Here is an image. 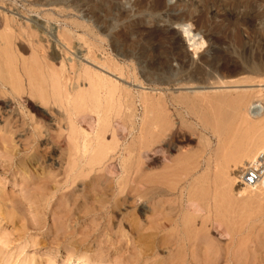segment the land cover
<instances>
[{
  "label": "rangeland",
  "instance_id": "374dc122",
  "mask_svg": "<svg viewBox=\"0 0 264 264\" xmlns=\"http://www.w3.org/2000/svg\"><path fill=\"white\" fill-rule=\"evenodd\" d=\"M152 1L0 0V264H65L66 254L98 264H264L263 197L246 200L231 195L232 212L221 220L212 209L211 216L186 210L190 192L194 199L198 195L194 206L200 201L199 205L212 207L226 189L227 167L229 171L238 167L239 162L225 161L231 147L255 141L260 133L264 137V72L250 71V64L256 62L246 56L245 63L235 53L248 45L249 57L254 50L260 52L254 42L248 43L247 22L241 21L253 18L250 25L257 31L264 21V0H161V7L151 10ZM184 29L194 35L190 41H200L195 53ZM257 36L264 43V29ZM215 37L222 39V52H233L227 65L244 69L225 78L237 82L211 85L205 77L188 82L185 78L195 67L208 71L200 56L213 55L218 48ZM262 55L264 65V47ZM46 63L62 68L75 90L88 89L89 75L106 78L116 88L114 101L104 99L98 108L88 105L78 110L71 105L69 110L49 87L35 93L23 70L41 64L49 73ZM238 91L249 98L253 95L252 107L258 106V114L249 117L248 123H241L230 106L231 98L235 101L240 96ZM218 92L222 104L216 103L220 106L215 111L212 106L218 105L210 107L209 99ZM144 94L153 106L148 105L145 117L140 102ZM127 103L133 117L125 109ZM224 107L233 113L227 123L219 118L222 110V116L226 113ZM91 110L104 118L102 157L91 151L94 140L88 152L81 149L84 136H94ZM159 110L166 113L163 119ZM73 131L79 139L75 144ZM162 174L171 175L165 179ZM145 177L169 194L155 196L154 205L136 204L138 182L149 181ZM238 185L233 189H239ZM180 200L184 205L177 212Z\"/></svg>",
  "mask_w": 264,
  "mask_h": 264
},
{
  "label": "bare ground",
  "instance_id": "6f19581e",
  "mask_svg": "<svg viewBox=\"0 0 264 264\" xmlns=\"http://www.w3.org/2000/svg\"><path fill=\"white\" fill-rule=\"evenodd\" d=\"M139 1V0H138ZM154 1V0H153ZM152 1V2H153ZM160 1L161 0H155L154 1V3L153 4H151L150 5V8H151V10H155V9H157V8H159V7H161V3H160ZM177 2V1H176ZM178 2H179V0H178ZM194 2V1H193ZM139 3V2H138ZM104 5H106V2L104 1ZM181 6V5H180ZM185 6H187V7H189V5L188 4H185ZM219 8H220V4H218L217 5ZM197 8V7H196ZM106 10H107V5L105 6V8H104V11L106 12ZM224 15H226V13L224 14ZM262 14H260V15H258L259 17L261 16ZM261 18V17H260ZM249 20H251V17H250V19ZM249 20H247L246 21V19H244V20H242L241 21V23H246L247 24V31H248V43L250 42H254L256 45H257V47H259L261 50H260V52L258 51V53H256L255 52V50H254V54H252V55H250V57H249V45H248V47H244V49H241L240 47H241V40H238V41H234V42H236V47L239 49L240 48V50L239 51H236L237 49H235V53H236V55L239 57V58H241L242 60H244V62L246 63L247 61H245V60H247V57L248 58H250V60L253 62V61H255L256 63L254 64H250V67H249V69H250V71H252V72H259V73H262V72H264V65H263V55H262V48L264 47V43H259V42H261L260 41V39H259V36H257L258 34H259V32L260 31H262L263 29H264V21H260V26L257 28V31H253V28L251 27V25H250V21ZM252 20H253V18H252ZM251 20V21H252ZM262 20V19H261ZM254 21V20H253ZM36 22V21H35ZM185 23V22H184ZM183 23V24H184ZM33 25V24H32ZM39 26V25H38ZM185 26V25H184ZM3 28H4V26H3ZM41 28V27H40ZM38 29V28H37ZM39 30V29H38ZM185 30V29H184ZM189 30V29H188ZM9 31V30H8ZM190 31H186L185 30V35H186V38H187V42H188V45H189V47H191L192 48V50H194V53H195V51L197 50V49H199V48H201V44H200V41H197V42H193V40L192 41H190L192 38H193V34L191 35L190 33H189ZM11 33V32H10ZM254 34V35H253ZM188 35H189V37H188ZM253 35V36H252ZM8 37V36H7ZM255 37H258V38H255ZM185 38V39H186ZM10 39V38H9ZM4 41V40H3ZM202 41V40H201ZM215 43H216V45L218 46V48L215 50V51H213V55L212 56H210V57H206V56H200V60H201V62L205 65V66H207V67H205V68H208V71L206 72H204V69H201L199 66L196 68H194V70H192L191 71V74L188 76V78H185V79H187V81L188 82H192V81H195V80H200V79H202V78H206V79H211V85H216V84H218V85H222V84H227L230 80H226L227 79V77H231L232 76V74H234L235 72H237V71H243L244 69H242V67H231L230 65L228 66L227 65V62L226 61H230L231 59H233L234 57H232V51H229V50H226V52H222V50H221V46H220V43H222V39L220 38V37H215ZM262 42H264V41H262ZM235 44V43H234ZM6 46V45H5ZM4 46V47H5ZM8 47H9V45H8ZM61 47H63V46H61ZM256 47V48H257ZM65 48V47H64ZM66 48H68V47H66ZM2 49V48H1ZM5 49H6V47H5ZM67 50V49H66ZM69 50H70V48H69ZM149 50V49H148ZM147 50V51H148ZM156 50V49H155ZM2 51L4 52V49H2ZM9 51V50H8ZM1 52V51H0ZM2 52V53H3ZM54 52V51H53ZM68 52V51H67ZM7 53V52H6ZM5 53V54H6ZM248 53V54H247ZM52 54V53H51ZM1 56V55H0ZM55 56V55H54ZM247 56V57H246ZM5 57V56H4ZM7 57V56H6ZM10 57V56H9ZM8 58V57H7ZM11 58V57H10ZM12 59V58H11ZM43 59V58H42ZM49 59V58H48ZM135 59V58H134ZM47 60V59H46ZM45 60V62H48V61H46ZM249 60V59H248ZM1 61V60H0ZM12 61V60H11ZM50 61V60H49ZM39 62V61H38ZM38 62H36L37 64H38ZM249 62V61H248ZM10 63V62H9ZM23 63V62H22ZM28 63H31V62H28ZM32 63H34V62H32ZM40 63H41V61H40ZM5 64V63H4ZM46 64H48V63H46ZM16 65V64H15ZM26 65V64H25ZM43 65H45V64H43ZM167 65V64H166ZM247 65H248V63H247ZM27 66V65H26ZM30 66H31V64H30ZM48 66V69H49V73H47L45 70H43V67L41 66V64H40V66L38 65V66H36L37 68H30V67H26V68H24L25 66H23V68L25 69V71L23 70V73L26 75V77H27V85H28V87H30V89H34V91L35 90H40L41 88H46V87H49L50 89H51V92H52V94L54 95V97H56V98H61V100H64V102L66 103V105H67V108L70 110V106L72 105L74 108H86L88 105H91V107H95V108H98L100 105H101V103H103V101H104V99H107V100H109V101H114V99H115V96L116 95H114V93H115V86L114 85H112V83H110V81H107L106 80V78H102L101 76H97L96 75V77H95V79H93V77H89L88 76V82H89V86H88V89H78L77 88V90H75V87L73 86V83L71 82V81H69L68 82V78H65L64 77V75H63V71H62V68H61V70H57L56 68H54L53 66H50L49 64L47 65ZM12 67V66H11ZM35 67V66H34ZM183 67H185V66H183ZM16 68V67H15ZM46 68V67H45ZM110 68V67H109ZM115 68H117L116 66H115ZM181 68H182V66H181ZM186 68V67H185ZM70 69H72L71 67H70ZM121 69V68H120ZM167 69V68H166ZM114 70H116V69H114ZM9 71V70H8ZM109 71V70H108ZM169 70L167 69L166 70V72H168ZM190 71V70H189ZM248 71V70H247ZM10 72H12V68L10 69V71H9V73ZM90 72V71H89ZM112 72H113V70H112ZM165 72V73H166ZM171 72V71H170ZM94 73V72H93ZM238 73V72H237ZM242 74H243V72H241ZM14 74V73H13ZM255 74V73H254ZM19 75V74H18ZM102 75V74H101ZM171 75V74H170ZM259 75V74H258ZM261 75V74H260ZM13 76V75H12ZM71 76H72V73H71ZM155 76V75H154ZM234 76H236V74L234 75ZM238 76H239V74H238ZM254 76V75H253ZM253 76H251V78L253 77ZM262 76V75H261ZM260 76V77H261ZM13 77H15V75L13 76ZM107 77V76H106ZM158 77V76H157ZM20 78V77H19ZM226 78V79H225ZM242 78V80H243V78H244V76H242L241 77ZM240 78V79H241ZM248 78H249V76H248ZM250 78V79H251ZM73 79V78H72ZM71 79V80H72ZM205 79V80H206ZM231 79V78H230ZM249 79V80H250ZM112 80V79H111ZM152 80H154V79H152ZM157 81H162V79L160 80V79H156ZM203 80V79H202ZM232 80V79H231ZM236 80V79H235ZM238 80H239V78H238ZM255 80V79H254ZM11 81V80H10ZM19 81H20V79H19ZM201 81V80H200ZM199 81V82H200ZM240 81V80H239ZM245 81H247V78H246V80ZM21 82V81H20ZM68 82V83H67ZM151 82V81H150ZM231 82H237V81H231ZM231 82H229V83H231ZM260 82V81H259ZM153 83V82H152ZM151 83V84H152ZM158 83V82H157ZM169 83V82H168ZM228 83V84H229ZM240 83H242L241 81H240ZM247 83V82H246ZM255 83V82H254ZM258 83V82H257ZM14 84V83H13ZM115 84V83H114ZM163 84V83H162ZM191 84V83H190ZM203 84H207V81L205 82V83H203ZM233 84H235V83H233ZM239 84V83H238ZM243 84V83H242ZM9 85H11V83L9 84ZM78 85V84H77ZM155 85V84H154ZM209 85V84H208ZM19 86V85H18ZM18 86H16L17 88H18ZM21 86V85H20ZM180 86V85H179ZM14 87H15V85H14ZM117 87V86H116ZM217 87V86H216ZM225 86H223V88H224ZM13 88V87H12ZM21 88V87H20ZM125 88V87H124ZM215 88V87H214ZM127 89H129V88H127ZM211 89V88H210ZM18 90V89H17ZM20 90V89H19ZM165 90V89H164ZM48 91V90H47ZM199 91V90H198ZM220 91V90H219ZM32 91L30 90V93H31ZM127 92V91H126ZM202 92V91H201ZM210 92H212L211 90H210ZM239 92V91H238ZM258 93H260L261 92V90H258L257 91ZM256 92V93H257ZM35 93H37L36 91H35ZM147 93V92H146ZM184 93V92H183ZM196 92H193V94H195ZM198 93H200V92H198ZM204 93H208V92H204ZM213 93H217L216 91H213ZM212 93V94H213ZM219 94H217L215 97L214 96H212V95H210V96H212L213 98H215V99H213L212 100V98L211 99H209V100H211V101H209L208 100V98L206 99V100H208L209 102H210V107H211V103H214V105H218V106H212V109H214L215 111L217 110L218 111V108H219V106H220V104H216V103H221L222 104V101H220L219 102V97L221 96V94H220V92H218ZM226 93H228V92H226ZM226 93H225V95H226ZM262 93V92H261ZM116 94V93H115ZM125 94V93H124ZM180 94V93H179ZM192 94V93H191ZM191 95V97L192 96H194V95ZM202 95H199V96H201L200 98H202V97H204L203 96V93H201ZM239 94H240V92H239ZM238 94V95H239ZM31 95H32V93H31ZM119 95V94H118ZM159 95V94H158ZM208 95V94H207ZM206 94H205V97L207 96ZM218 95H220V96H218ZM237 95V96H238ZM244 94V92L242 93V94H240V96H236L237 98H236V100L235 101H232L234 98H231L232 100H230L231 101V103H230V106L232 107V111H236L237 112V115L239 114V118H240V122L242 123V122H247L248 120L247 119H249V117H254V115H257L258 114V110H257V107H252V105H253V102H252V99L251 98H253V95L251 96V98H249L247 95H245ZM259 95H261V94H259ZM32 96H34V95H32ZM45 96V95H44ZM103 96H104V98H103ZM198 96V95H197ZM209 96V97H210ZM217 96H218V99H217ZM222 96H224L223 94H222ZM247 96V97H246ZM262 96V95H261ZM151 97H152V94H151V96H150V99H151ZM154 97V96H153ZM179 97H180V95H179ZM195 97V96H194ZM193 97V98H194ZM229 97V96H228ZM53 98V97H52ZM117 98H118V96H117ZM122 98V97H121ZM141 98V97H140ZM159 98V97H158ZM177 98V97H176ZM221 98H223V97H221ZM230 98V97H229ZM148 99V98H147ZM166 99V98H165ZM198 99V98H197ZM224 99H225V97H224ZM57 100V99H56ZM152 100V99H151ZM199 101L201 100V99H198ZM205 100V99H204ZM223 100V99H222ZM228 99H226V101H227ZM167 101V100H166ZM174 101L175 102H178L177 104H182L183 102H181L182 100H175L174 99ZM194 101H195V99H194ZM229 101V102H230ZM59 102V104H60V101H58ZM116 102H117V100H116ZM120 102V101H119ZM140 102H141V104H142V106H143V108H144V113H143V116L145 117V116H148L149 115V111L148 110H150L149 108H148V110H147V107H148V105L150 104V101H148V100H146V96H145V94L143 95V97L141 98V100H140ZM152 102H153V100H152ZM158 102H160V104H161V102L162 101H158ZM189 102V101H188ZM202 102V101H201ZM200 102V103H201ZM209 102H207L208 104H209ZM63 103V102H62ZM61 103V104H62ZM134 103V102H133ZM168 103V102H167ZM205 103V102H204ZM224 103V102H223ZM122 103H120L119 104V106L121 105ZM165 104V103H164ZM164 104H162V108H163V105ZM191 103H189V105H190ZM206 104V103H205ZM226 104H227V102H226ZM229 104V103H228ZM109 105H111V103L109 104ZM114 105V104H113ZM117 105V104H116ZM151 106H152V103L150 104ZM264 105V104H263ZM141 106V107H142ZM172 106V105H171ZM191 106V105H190ZM227 106V105H226ZM64 107V106H63ZM110 107V106H109ZM117 107V106H116ZM153 107V106H152ZM160 107V108H161ZM165 107V106H164ZM173 107H176V106H174L173 105ZM209 107V106H208ZM214 107V108H213ZM216 107V108H215ZM218 107V108H217ZM231 107H230V110H231ZM135 108V107H134ZM161 108V109H162ZM170 108V107H169ZM168 108V109H169ZM202 108V107H201ZM207 108V107H206ZM221 109H222V107H220ZM77 109V110H78ZM110 109V108H109ZM109 109H107V111L109 110ZM118 109V108H117ZM125 109L126 110H128L129 111V117H133L134 116V110H130V107H129V104L127 103L126 104V107H125ZM156 109V108H155ZM176 109V108H175ZM179 109V108H178ZM224 111H226V108L224 107ZM227 109H228V106H227ZM74 110V109H73ZM122 110V109H121ZM120 110V111H121ZM143 110V109H142ZM152 110H154V109H152ZM214 110H213V113H216V112H214ZM220 110V109H219ZM75 111V110H74ZM158 111V110H157ZM182 111V110H181ZM187 111V110H186ZM91 112L92 113H94L95 114V124H94V136H93V139H90V138H86V136H84V138L82 139V143H81V149H82V152L83 153H86V152H88L89 151V148L92 146V143H93V140H94V143H95V146H94V150L92 149H90L91 151H94L95 152V155H96V157H102L103 155H104V148H105V146H104V137H103V135H104V118L102 117V114H100L99 113V111H97V110H91ZM185 112V111H184ZM260 112V111H259ZM107 113V112H106ZM153 113V111L152 112H150V114H152ZM159 113H160V117L159 116H156V117H159V118H162L163 119V117L162 116H164V115H166V113H165V111H164V113H162V111H160L159 110ZM158 113V114H159ZM197 113V112H196ZM205 113V112H204ZM222 113H223V110H222ZM222 113L220 112V116H219V118H220V120H222L223 122H225V123H227L228 121V119L231 117V115L233 114H231L230 115V113L228 114L227 113V111H226V113H227V116L225 115V114H223V116H222ZM235 113V112H234ZM173 114V113H172ZM201 114H203V113H201ZM70 115V126H72L73 125V122H72V119H73V117H72V114H69ZM206 115V114H205ZM218 115V114H217ZM224 115H225V119H224ZM228 115H230V117H228ZM155 116V115H154ZM106 117V116H105ZM109 117V116H108ZM129 117H128V120H129ZM151 117H153V116H151ZM195 117V116H194ZM228 117V118H227ZM197 118V117H196ZM195 118V119H196ZM201 118H202V116H201ZM206 118V117H205ZM213 118H216V115H215V117L213 116ZM263 118V117H262ZM152 119V118H151ZM207 119H208V117H207ZM207 119L205 120V122L207 121ZM212 119V118H211ZM144 120H145V118H144ZM155 120V119H154ZM160 120V119H159ZM198 120V119H197ZM200 120V119H199ZM214 120H216V119H214ZM235 120H236V118H235ZM251 120V119H250ZM264 120V119H263ZM148 121H149V119H148ZM153 121V120H152ZM161 121H163V123L162 124H165V122H164V120H161ZM221 121V122H222ZM255 121V120H254ZM253 121V122H254ZM204 122V121H203ZM204 122V123H205ZM212 122V121H211ZM231 122V121H230ZM233 122V121H232ZM239 122V123H240ZM258 122V121H257ZM110 123V122H109ZM151 123V122H150ZM156 123V122H155ZM167 123H169V122H167ZM166 123V124H167ZM175 123V122H174ZM207 123V122H206ZM218 123V122H217ZM220 123V122H219ZM237 123V122H236ZM240 123V124H241ZM248 123V122H247ZM259 123V122H258ZM77 124V123H76ZM123 124V123H122ZM136 124V123H135ZM140 124H144V121L143 120H141V123ZM161 124V125H162ZM214 124H215V121H214ZM245 124V123H244ZM254 124V123H253ZM111 125V124H110ZM158 125V124H157ZM168 125V124H167ZM211 125V124H210ZM246 125V124H245ZM250 125V124H249ZM252 125V124H251ZM163 126V125H162ZM214 126V125H213ZM217 126H219V125H217ZM247 126V125H246ZM143 127V126H142ZM148 127V126H147ZM222 127V126H221ZM261 127H262V125H261ZM144 128H145V125H144ZM165 130L166 129H168L167 128V126L165 125ZM222 128H224V127H222ZM242 128V127H241ZM153 129V128H152ZM155 129V128H154ZM156 129H158V128H156ZM163 129V128H162ZM162 129H161V131H160V133L162 132ZM210 129V128H209ZM217 129V128H216ZM258 129V128H257ZM149 130V129H148ZM261 130V129H260ZM147 131V130H146ZM154 131V130H153ZM156 131V130H155ZM220 131V130H219ZM234 131V130H233ZM93 132V131H92ZM144 132V131H143ZM148 132V131H147ZM217 132V131H216ZM145 133V132H144ZM246 133V132H245ZM252 133V132H251ZM162 134V133H161ZM160 134V135H161ZM226 134V133H225ZM69 135V134H68ZM147 135V134H146ZM145 135V136H146ZM160 135L158 136V138L160 137ZM241 135V134H240ZM240 135H239V137H240ZM243 135V134H242ZM242 135H241V137H242ZM245 135V134H244ZM261 133H260V136L257 138V137H255L254 139H255V141L254 140H250L248 143L246 142V143H241L240 144V142L239 143H237L238 144V146L236 147L235 146V148H232L231 147V149H232V151H230L231 152V154L228 156L227 155V157H225V158H227L225 161H227L226 163H230V164H233V165H235V164H237L238 162L240 163H238V167H236V168H234V169H232V170H228V167H227V164L225 163V166L227 167V169H226V172L227 173H225V187H226V189H225V191L224 192H222L221 193V191H220V194H219V196L217 195V199H216V201H217V203H216V201H214V199H212L214 202H215V204H213V206L211 207V205H209V204H207V205H205L204 207L202 206L203 204H201V205H199L200 204V201H199V203H198V205H196V206H194V203L196 202L195 200H196V198H197V194H196V197H195V199H194V197L191 195V192H190V194L187 196V199H186V201H187V208H186V210L188 211V212H193V211H201V212H207V213H210V216H211V209L213 210L212 212H215V214L217 213V217H218V220H221V219H223V215H227L228 213L230 214L231 212H232V206H233V204H231V203H233L232 201H233V197H234V195H239L241 198L243 197L244 199H254V198H261V197H263L264 198V156H258V155H260L262 152H264V137H261ZM71 140L73 141V143L75 144L76 143V141H77V139H78V137L76 136L75 137V135H74V131L71 133ZM218 136V135H217ZM249 136H251V135H248L247 137L249 138ZM254 136V135H253ZM70 137V136H69ZM219 137V136H218ZM246 137V138H247ZM158 138H156V139H158ZM247 138V139H248ZM153 139V138H152ZM151 139V140H152ZM183 139V138H182ZM222 139H224V137L222 138ZM242 139V138H241ZM246 139V141H248ZM79 140V139H78ZM144 140H145V138H144ZM243 140V139H242ZM241 140V141H242ZM258 140V141H257ZM68 141V140H67ZM230 141H231V139H230ZM238 141H240V139L238 140ZM79 142V141H78ZM154 142V141H153ZM168 142V144H170V142L169 141H167ZM243 142V141H242ZM113 143V142H112ZM140 143V142H139ZM223 143V142H222ZM225 143V142H224ZM228 143V142H227ZM138 144V143H137ZM143 143H141L140 145H141V149H142V145ZM163 144V143H162ZM172 145H173V143H171ZM226 144V143H225ZM234 144V143H233ZM240 144V145H239ZM172 145H170V146H172ZM224 145V144H223ZM228 145V144H227ZM169 146V145H168ZM233 146V145H232ZM107 147H109V145L107 146ZM107 147H106V149H107ZM144 147V146H143ZM220 147V146H219ZM140 147H138V149H139ZM145 148H147V147H145ZM173 148V147H172ZM225 148V147H224ZM222 149V148H221ZM220 149V150H221ZM230 149V150H231ZM235 150V151H234ZM138 151V150H137ZM136 151V152H137ZM229 151V150H228ZM227 151V152H228ZM76 152H77V150H76ZM108 152V151H107ZM130 152V151H129ZM224 152V151H223ZM227 152H225V153H227ZM132 153V152H131ZM187 154V153H186ZM221 154H222V152H221ZM220 155V154H219ZM184 156V155H183ZM192 156V155H191ZM191 156L189 157V158H191ZM224 156V155H223ZM180 157H182V155L180 156ZM180 157H178V158H180ZM198 157V156H197ZM199 157H200V155H199ZM176 158V157H175ZM174 158V159H175ZM224 158V157H223ZM182 159H183V157H182ZM187 160V159H186ZM217 160V159H216ZM222 160V159H221ZM171 162V161H170ZM176 162V161H175ZM182 162V161H181ZM190 161L188 160V163H189ZM184 163H185V161H184ZM193 163V162H192ZM195 163V162H194ZM253 163H256V165H259V171H261V173H259V177H258V180L257 181H255L253 184H245V183H243V179H241V176H242V174H243V172L245 171V170H247V169H249L250 168V166H254L253 165ZM164 164H166V162L164 163ZM173 164V163H172ZM189 164H191V163H189ZM223 164V163H222ZM169 165V164H168ZM224 165V164H223ZM167 166V165H166ZM186 166H187V162H186ZM190 166V165H189ZM196 166V165H195ZM237 166V165H236ZM185 167V166H184ZM194 167V166H193ZM192 167V168H193ZM220 167V166H219ZM176 168V167H175ZM180 168V167H179ZM186 168V167H185ZM184 168V169H185ZM230 168V167H229ZM187 169H189V167L187 168ZM218 169V168H217ZM124 170V169H123ZM170 170V169H169ZM168 170V171H169ZM173 170V169H172ZM190 170V169H189ZM193 170H194V168H193ZM219 170V169H218ZM228 170V171H227ZM208 171V170H207ZM170 172H171V170H170ZM178 172V171H177ZM176 172V173H177ZM180 172V171H179ZM182 172H184V175H186L185 174V171H182ZM190 172V171H189ZM189 172H186V173H188L189 174ZM218 172V171H217ZM162 173H164V172H162ZM166 173H168L167 171H166ZM165 173V174H166ZM174 175L176 176V173H175V170H174ZM206 173V172H205ZM180 174V173H179ZM160 175H161V173H160ZM168 175H171V174H168ZM168 175H166V176H168ZM158 176V178H161L159 175H157ZM156 176V177H157ZM162 176H163V174H162ZM165 176V177H166ZM203 176V175H202ZM201 176V177H202ZM214 176V175H213ZM153 177V176H152ZM164 177V176H163ZM164 177V178H165ZM223 176H221V178H222ZM140 178V177H139ZM145 178H148V177H145ZM144 178V179H145ZM219 178V177H218ZM221 178H220V182H221ZM240 178V179H239ZM143 179V178H142ZM152 178H148V180L150 181H145V180H141V181H139L138 182V186H137V196H136V198H137V200H136V204H140V203H142V202H151L152 204L151 205H154L153 203H155V196H157V195H164V194H169L168 193V190L167 189H164V188H162V187H160V186H157V185H155L154 183H152V180H151ZM166 179V178H165ZM197 179H199V178H197ZM215 180H216V175H215ZM218 180V179H217ZM138 181V180H137ZM196 182H199V181H196ZM217 182V181H216ZM222 182H224V181H222ZM151 183V184H150ZM205 183V182H204ZM199 184V183H198ZM221 184V183H220ZM238 185L240 188H241V190H240V188L239 189H233L234 188V186L235 185ZM203 185V184H202ZM216 185V184H215ZM196 186V185H195ZM135 187V186H134ZM215 187V186H214ZM168 188V187H167ZM213 188V187H212ZM224 189V188H223ZM195 190V189H194ZM194 190H192V194H193V191ZM203 190H204V188H203ZM207 190V189H206ZM122 191V190H121ZM190 191H191V189H190ZM199 191V190H198ZM223 191V190H222ZM232 191L234 192L233 194H232ZM182 192V191H181ZM187 192H189V191H187ZM204 192H206V191H204ZM204 192H202V193H204ZM199 193V192H198ZM212 193H213V191H212ZM181 194H183V193H181ZM214 194V193H213ZM207 195V194H206ZM231 195H233V197L231 196ZM212 196V195H211ZM182 197H184V196H182ZM204 197V196H203ZM218 197H219V200H218ZM236 197V196H235ZM181 198V197H180ZM205 198V197H204ZM202 199V200H205V199ZM212 198H213V196H212ZM237 198V197H236ZM240 198V199H241ZM262 198V199H263ZM184 199V198H183ZM261 199V200H262ZM237 200H239V198L237 199ZM236 200V201H237ZM183 201V200H182ZM206 201V200H205ZM204 201V202H205ZM218 201H219V203H218ZM251 201V200H250ZM253 201V200H252ZM255 201V200H254ZM198 202V201H197ZM180 203H181V200H180ZM206 203V202H205ZM250 203H252V202H250ZM196 204V203H195ZM237 204V203H236ZM249 204V203H248ZM247 204V205H248ZM258 204V203H257ZM184 205V204H183ZM182 203L180 204V207H179V209L177 210V212H179V211H181V209H182ZM246 205V206H247ZM240 206V205H239ZM238 208L239 207H237V209L235 210V214L237 213V211H238ZM260 209V208H259ZM240 210V209H239ZM256 210V209H255ZM143 211H144V209H143ZM170 211H172V210H170ZM234 211V210H233ZM243 211H244V209H243ZM243 213V212H242ZM191 214V213H190ZM228 214V215H229ZM177 216V215H176ZM213 216H215V215H213ZM230 216V215H229ZM243 216V215H242ZM241 216V217H242ZM235 217V216H234ZM246 217V216H245ZM250 217V216H249ZM189 218V217H188ZM229 218V217H228ZM228 218H227V220H228ZM233 218V217H232ZM206 219V218H205ZM189 220V219H188ZM214 220V219H213ZM240 220V219H239ZM216 221V220H215ZM241 221V220H240ZM188 221L187 220H185L183 223H184V225L186 226L188 223H187ZM201 222V221H200ZM220 222V221H219ZM242 222V221H241ZM224 223H225V221H224ZM231 224V223H230ZM241 226V225H240ZM236 230V229H235ZM239 230V229H238ZM243 231V230H242ZM247 231H248V229H247ZM232 234V233H231ZM248 236V235H247ZM243 243V242H242ZM242 245V244H241ZM255 246V245H254ZM49 256V255H48ZM70 262H73V263H75V264H98V263H94V262H90V261H88V260H86V259H84V258H72V256L70 255V254H66L65 256H64V263L66 264V263H70Z\"/></svg>",
  "mask_w": 264,
  "mask_h": 264
},
{
  "label": "built area",
  "instance_id": "2783aa9c",
  "mask_svg": "<svg viewBox=\"0 0 264 264\" xmlns=\"http://www.w3.org/2000/svg\"><path fill=\"white\" fill-rule=\"evenodd\" d=\"M253 165L254 166H250L249 169L245 170L241 176L245 184H253L258 180L259 173H261V171H259V165H256V163H253Z\"/></svg>",
  "mask_w": 264,
  "mask_h": 264
}]
</instances>
